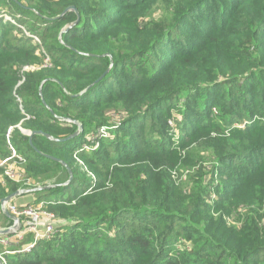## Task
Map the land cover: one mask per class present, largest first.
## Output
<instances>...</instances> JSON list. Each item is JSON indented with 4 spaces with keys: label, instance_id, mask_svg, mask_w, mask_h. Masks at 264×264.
Returning a JSON list of instances; mask_svg holds the SVG:
<instances>
[{
    "label": "trees",
    "instance_id": "16d2710c",
    "mask_svg": "<svg viewBox=\"0 0 264 264\" xmlns=\"http://www.w3.org/2000/svg\"><path fill=\"white\" fill-rule=\"evenodd\" d=\"M3 4L32 36L0 18V200L57 184L55 233L7 264H264V0Z\"/></svg>",
    "mask_w": 264,
    "mask_h": 264
},
{
    "label": "built area",
    "instance_id": "2783aa9c",
    "mask_svg": "<svg viewBox=\"0 0 264 264\" xmlns=\"http://www.w3.org/2000/svg\"><path fill=\"white\" fill-rule=\"evenodd\" d=\"M106 129H107L106 126H100L96 132H94L91 136H89V139L93 141V139H95L96 137L106 136ZM83 147L86 149L90 148L89 145ZM12 155L21 159V157L17 156L14 151L12 152ZM78 161L80 162V160ZM4 163H5L4 160L0 161V167L4 166ZM4 174L10 179H15V180L21 179V175L14 171L12 165H9L8 167L5 168ZM44 204L45 202H41L38 206H33V205L18 206L11 202L6 203V208L9 211V213L13 216H16L20 221V227L19 229H17L16 233L20 234L21 236L25 232L33 231L35 233V236L33 242L25 247L17 248V249H8L1 252L0 259L4 262V264H7L5 259L6 254L30 252L38 240L49 239L53 236V234L56 231L55 225L57 220L53 213L48 212L44 209ZM42 216H45L46 218L43 219ZM14 223L16 222L13 221L12 224ZM7 227H12V225L9 224L5 227L0 225V229ZM39 229H41L42 231L39 232L38 231Z\"/></svg>",
    "mask_w": 264,
    "mask_h": 264
},
{
    "label": "water",
    "instance_id": "95a60500",
    "mask_svg": "<svg viewBox=\"0 0 264 264\" xmlns=\"http://www.w3.org/2000/svg\"><path fill=\"white\" fill-rule=\"evenodd\" d=\"M68 10H74L76 12V14H77L76 8L74 6H68L60 14H58L55 17L62 16ZM78 19H79V17H78V14H77V19L75 21L68 23L67 25L64 26V28H62L60 30L59 35H58L59 39H61V33L64 32V31H67L70 27H72L74 24H76ZM109 57L111 59V56H109ZM111 63H112V61H111ZM109 68L110 67H108L96 80L92 81L88 86H86L83 90L79 91L76 95H80V94L84 93L91 86H93L96 82H98L100 79H102L103 76L108 72ZM39 95L41 96V99H42L43 103L45 104L40 89H39ZM72 122L76 123L77 129L72 134H70V135H68L66 137L53 138L50 135L45 134V133H43V135H45L46 137H48V138H50L52 140H56V141H64V140H67V139H71V138L75 137L82 130V124L81 123H79L77 121H72ZM21 131L29 136V142L30 143H31V137H32V135L34 133H36V132L37 133H42L41 131H30V130H26V129H21ZM48 158L61 162L62 165L67 169V171H68V179L64 183H62V185L68 184L70 182V180L72 179V172H71V169L68 167V165L64 161H62L60 159H57V158H54L52 156H48ZM55 185H57V184L46 185V186H38V187H34V188H19L16 191H14L13 193L8 194L7 196L3 197L0 200V209L8 218L12 219L16 223H14L11 228L7 227V228L0 229V234L13 233L15 230L17 231V229H19V227H20L19 219L16 216L11 215L9 213V211L7 210V208H6V203L7 202L12 201L13 199H15V197H17V196H19L21 194H24V193H35L37 191H43L44 189H48V188L53 187ZM0 264H4V262L1 259H0Z\"/></svg>",
    "mask_w": 264,
    "mask_h": 264
},
{
    "label": "rangeland",
    "instance_id": "374dc122",
    "mask_svg": "<svg viewBox=\"0 0 264 264\" xmlns=\"http://www.w3.org/2000/svg\"><path fill=\"white\" fill-rule=\"evenodd\" d=\"M47 1H49V3H51L52 1H57V0H47ZM25 2V1H24ZM51 6H59L58 4H51ZM68 6H73V5H68ZM67 6V7H68ZM7 8V6H5L4 4L3 5H0V18H2V20L3 21H9L10 23H12V25L14 26V28H16L17 26H18V28L21 30V33L22 34H24V35H29V36H32L31 35V32L29 31V29H28V27L27 26H31V23H32V20L29 18V17H27V16H24V15H20V14H17V16H18V18H17V21H16V17H13L11 14H9V13H7V11H5V9ZM66 8V7H65ZM64 8V9H65ZM63 9V10H64ZM62 10V11H63ZM154 10H157V9H154ZM154 10H152V11H154ZM68 11H72V10H68ZM74 11V10H73ZM77 11V10H76ZM67 12V11H66ZM75 12V11H74ZM61 13V12H60ZM154 16H158V12H155L154 13ZM127 23L128 24H130L131 26H132V23H131V20L130 19H127ZM67 25V24H66ZM91 25V28H95V27H93L92 25H94V23H91L90 24ZM65 26V25H64ZM64 26L62 27V28H64ZM61 28V29H62ZM11 32H9V34H10ZM34 34V33H33ZM134 34V32H133V30L131 29L128 33H126L125 35H123L122 37H124L125 39H126V41L128 42V39L132 36ZM35 37V36H34ZM35 39H37L36 37H35ZM13 41V40H12ZM38 48H41L42 47V45H41V43H38V46H37ZM41 50L43 51V49L41 48ZM129 51H132V50H129ZM48 62V58L45 60V63H47ZM36 66L34 65V64H29V65H25L24 67H23V70L25 69V70H31V69H34ZM173 112H175V111H173ZM261 121V120H260ZM168 122H169V125H171L172 123H173V120L172 119H170L169 118V120H168ZM235 126H243V125H240L239 123H236L235 124ZM99 127H93V129L90 131L91 133H90V136L94 133V132H96L97 131V129H98ZM20 129H23V128H21L20 127ZM92 131H94V132H92ZM170 131H171V133H170V136H171V138L175 141L174 143H176L177 141H176V139L178 138V134H179V132H178V130L177 129H175L174 131H172L171 129H170ZM212 134V136H214L216 133L215 132H212L211 133ZM224 134H226V135H228V133H227V131H226V133H224ZM208 139V138H207ZM206 139V140H207ZM83 146H88L86 143H84L83 145H82V147ZM13 152V151H12ZM16 154V153H15ZM11 156H13V155H11ZM15 157V156H14ZM9 158H7V159H5L4 161L6 162L7 160H8ZM13 159V158H12ZM77 161L78 160H80V162H81V164H83V162H82V160L81 159H76ZM24 160L21 158V159H16V161H11L12 163H14V164H17L18 163V165H20L22 162H23ZM79 162V161H78ZM83 167H84V169H86V167L83 165ZM187 171H184V173H183V176H182V179H184L185 177H184V175H185V173H186ZM46 205V204H45ZM45 207V206H44ZM45 209V208H44ZM46 211H48L47 209H45ZM48 212H51V211H48ZM52 213V212H51ZM55 216V215H54ZM56 218V217H55ZM227 222L228 223H231L232 222V217H227ZM238 226L240 225V223L239 222H237L236 223Z\"/></svg>",
    "mask_w": 264,
    "mask_h": 264
},
{
    "label": "crops",
    "instance_id": "0c3cea01",
    "mask_svg": "<svg viewBox=\"0 0 264 264\" xmlns=\"http://www.w3.org/2000/svg\"><path fill=\"white\" fill-rule=\"evenodd\" d=\"M39 195V194H37ZM34 193H24L21 194L17 197H15V199H13L12 201H9L11 203H14L18 206H22V205H33V206H38L41 202L44 201H40L38 203H34L35 197L37 196ZM43 219H45V216H42ZM8 218L0 209V225L5 227L9 224H12L13 221H11L12 219ZM11 228V227H9ZM39 232H41L42 230L39 229ZM17 231L15 230L13 233H7V234H0V253L3 252L4 250H8V249H17V248H22L25 247L29 244H31L34 240V236L35 233L33 231H28L25 232L24 234H22L20 236V234L16 233ZM7 241V242H6ZM6 242V243H5Z\"/></svg>",
    "mask_w": 264,
    "mask_h": 264
}]
</instances>
